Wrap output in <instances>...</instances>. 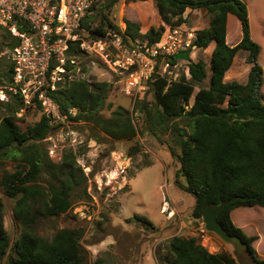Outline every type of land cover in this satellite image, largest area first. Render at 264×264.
I'll return each mask as SVG.
<instances>
[{
    "label": "trees",
    "instance_id": "16d2710c",
    "mask_svg": "<svg viewBox=\"0 0 264 264\" xmlns=\"http://www.w3.org/2000/svg\"><path fill=\"white\" fill-rule=\"evenodd\" d=\"M95 1L85 19L98 23L90 28V23L84 19L82 26L97 36L110 28L118 31L119 27L108 15L117 0H107L96 13H92ZM152 1L162 21L171 26L185 22L183 13L186 9L205 10L211 14L208 27L196 30L193 41L198 49H205L214 42L209 83L206 87L199 86L189 104L194 87L207 76L205 61L200 58L190 61L187 64L189 79L182 77L170 84L161 78L148 81L147 88L137 93L134 110L154 135L171 132L172 144H168V149L179 162L174 182L194 197L192 216L201 219L207 204L217 205L233 198L219 214L218 221L229 234L237 235L248 245L247 253L252 264H264V258H259L253 246L257 235H247L231 219L232 210L239 206L264 207V77L258 61L261 47L251 38L246 4L243 0ZM229 14L238 19L241 30V38L234 45L226 41ZM20 29L25 30V27ZM2 30L7 34L2 40H10L4 45L13 50L17 38L8 30ZM139 30V23L125 21V34L133 38L142 36L149 43L161 38L163 27L152 25L143 35ZM239 51L246 52V61L250 63L247 80L245 83L225 81V73ZM69 54L86 56L76 44H70ZM10 68L11 62L0 71V82L9 78ZM108 90L106 82L72 79L60 84L52 92V98L60 115L66 119L74 123H90L96 139L99 133L117 140L135 138L137 129L128 109L118 106L109 118L100 115L106 105ZM148 94L153 96L152 103ZM0 105L5 107L0 116V166L4 159L15 161L13 171L4 170L0 175V186L6 197L14 199L12 211L20 229L11 245L3 226L0 198V258L10 249L8 264H88L79 243L80 229L58 230L50 240L43 239L36 232L44 217L59 216L73 208L71 196L78 184V176L85 178L82 168L75 163L72 153L69 163L46 162L40 143L54 128L48 115L42 113L35 124L22 129L17 115L22 109L20 100L13 98L0 102ZM36 106L41 108L38 104ZM175 147L179 148V153L175 152ZM139 150V147H130L131 152ZM43 174H46L44 185L40 181ZM179 177H183L184 182H180ZM134 218L147 220L138 215ZM157 263L239 264L226 251L209 252L196 237L180 235L170 238L164 255L157 254Z\"/></svg>",
    "mask_w": 264,
    "mask_h": 264
},
{
    "label": "rangeland",
    "instance_id": "374dc122",
    "mask_svg": "<svg viewBox=\"0 0 264 264\" xmlns=\"http://www.w3.org/2000/svg\"><path fill=\"white\" fill-rule=\"evenodd\" d=\"M106 1L96 0L92 13H96L100 5ZM243 1L248 11L251 38L261 47L258 61L263 68L264 77V0ZM108 15L118 27H123L126 20L139 23L140 35L153 25L163 27L161 34L163 37L168 27H171L162 21L152 0H117ZM183 17H185L183 23L196 31L208 27L211 14L205 10L186 9ZM85 20L90 23V28L98 23V21L91 23L87 18ZM85 30L90 32L88 29ZM4 34L7 35L0 30V71L5 70L12 59V50L4 45L10 40L4 42L2 40ZM90 34L93 35L91 32ZM240 38L239 21L234 15L229 14L226 41L229 45H234ZM213 47L214 42H211L207 48H197L190 54L195 61L199 58L205 61L207 76L194 87L189 104L192 103L193 95L199 86H208ZM75 60L78 71L74 74V79L83 78L91 83L109 84L106 105L100 111V115L109 118L111 112L118 106L128 109L137 135L131 140H117L99 133L96 139L94 138L96 133L88 122H71L60 114L56 115V111L48 114L44 107H31L23 112L19 110L18 124L22 129L35 124L42 113L50 117L54 128L40 143L46 162L69 163V156L72 153L75 163L82 168L85 175V178L78 176V184L71 197L74 206L87 205L88 217L79 218L72 209L59 216L44 217L36 227L37 235L50 240L58 230L80 229L79 243L88 264H158L157 254L164 255L166 245L174 235L196 237L209 252L226 251L237 263L252 264L247 252L237 254L234 244L225 242L215 233L207 231L201 219L192 216L194 197L178 188L174 182L179 162L168 149V144H172L171 132L165 131L156 136L149 132L146 122L139 114L138 122L132 117L130 110L132 100L124 93L123 84L98 56L86 54L75 57ZM249 69L250 63L246 61V52L239 51L226 71L224 80L245 83ZM182 77L190 78L188 75L185 76L184 72L180 78ZM262 94L264 103V83ZM148 99L152 103L153 96L150 94ZM4 112L5 107L0 105V116ZM71 113L74 114L75 109L72 108ZM179 124L184 126L182 122ZM131 146L139 147L140 150L131 152ZM174 150L179 153V148L175 147ZM14 169L15 161L4 159L0 166V175L4 170ZM45 175L43 174L40 179L43 185ZM178 180L184 182L183 177H179ZM163 197L169 200L174 210L171 218L160 213V202ZM0 198L3 203V226L12 245L20 233L12 211L14 199L6 197L1 186ZM135 215L147 220L134 218ZM231 219L234 224L241 221L243 232L247 235H257L253 246L259 258H264V207L239 206L232 210ZM9 254L10 249L0 258V264H8Z\"/></svg>",
    "mask_w": 264,
    "mask_h": 264
},
{
    "label": "built area",
    "instance_id": "2783aa9c",
    "mask_svg": "<svg viewBox=\"0 0 264 264\" xmlns=\"http://www.w3.org/2000/svg\"><path fill=\"white\" fill-rule=\"evenodd\" d=\"M94 0H0V30H8L18 40L12 50L9 78L0 82V102L18 98L21 111L44 107L56 111L52 98L60 84L74 79L78 71L75 57L69 54L70 44H76L84 54L98 56L123 84V91L132 100L131 115L138 122L134 100L156 78L168 84L177 81L182 72L189 74L187 64L195 61L190 55L196 46L195 33L186 24L168 27L165 35L154 43L144 37L108 29L103 35H91L82 26ZM22 26L25 30L20 29ZM187 52V59L175 58ZM20 114V113H17ZM87 205L72 208L80 218L88 217ZM160 213L171 218L174 210L163 197Z\"/></svg>",
    "mask_w": 264,
    "mask_h": 264
},
{
    "label": "water",
    "instance_id": "95a60500",
    "mask_svg": "<svg viewBox=\"0 0 264 264\" xmlns=\"http://www.w3.org/2000/svg\"><path fill=\"white\" fill-rule=\"evenodd\" d=\"M175 58L187 59V52H179L175 55ZM232 201L233 198H230L226 201L220 202L217 205L212 203L207 204L203 209L201 220L207 231L215 233L225 242L234 244L236 253L240 254L241 252H247L248 245L243 242L237 235L229 234L227 230L222 226V224L218 221V216L221 211ZM194 224H196L195 221Z\"/></svg>",
    "mask_w": 264,
    "mask_h": 264
},
{
    "label": "crops",
    "instance_id": "0c3cea01",
    "mask_svg": "<svg viewBox=\"0 0 264 264\" xmlns=\"http://www.w3.org/2000/svg\"><path fill=\"white\" fill-rule=\"evenodd\" d=\"M190 10V9H189ZM236 226H238V227H240L242 230H243V224L241 223V221H238V222H236V224H235ZM244 228H245V226H244ZM247 234V233H246ZM249 235V234H248Z\"/></svg>",
    "mask_w": 264,
    "mask_h": 264
},
{
    "label": "clouds",
    "instance_id": "9594fccd",
    "mask_svg": "<svg viewBox=\"0 0 264 264\" xmlns=\"http://www.w3.org/2000/svg\"><path fill=\"white\" fill-rule=\"evenodd\" d=\"M197 49V48H196ZM202 221V220H201Z\"/></svg>",
    "mask_w": 264,
    "mask_h": 264
}]
</instances>
